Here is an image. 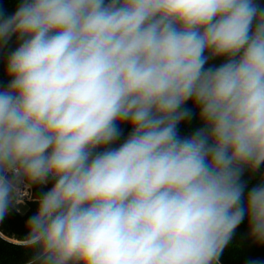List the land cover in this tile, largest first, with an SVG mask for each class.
Segmentation results:
<instances>
[{"label": "clouds", "instance_id": "1", "mask_svg": "<svg viewBox=\"0 0 264 264\" xmlns=\"http://www.w3.org/2000/svg\"><path fill=\"white\" fill-rule=\"evenodd\" d=\"M13 37L0 218L18 183L54 182L28 264H219L245 220L264 244V178L242 179L264 166L256 0H21L0 9V49ZM189 101L203 127L182 137Z\"/></svg>", "mask_w": 264, "mask_h": 264}, {"label": "trees", "instance_id": "2", "mask_svg": "<svg viewBox=\"0 0 264 264\" xmlns=\"http://www.w3.org/2000/svg\"><path fill=\"white\" fill-rule=\"evenodd\" d=\"M20 2L21 0H0V9L6 15H11L16 11ZM256 3L264 8V0H256ZM16 46L17 41L13 37L6 46L0 49V86L8 83L5 73L6 60L8 53ZM222 62L223 58L210 59L206 67L218 66ZM186 107L191 109L193 115L190 120H184L178 125V131L182 137L190 136L203 127L199 120V109L191 101L187 103ZM120 128L124 136L120 141H117V145L131 131L127 124H121ZM262 178H264V166H261L260 170L256 172L246 169L242 177L247 185L245 193L258 184ZM53 183L49 180L47 184H30L31 199L26 202V209L23 213L13 207V198L11 199L5 215L0 218V264H28L36 254L35 248L24 246L29 234L26 225L29 218L37 211L39 198L53 186ZM219 264H264V244L255 242L249 236L247 220L236 229L231 241L219 258Z\"/></svg>", "mask_w": 264, "mask_h": 264}, {"label": "built area", "instance_id": "3", "mask_svg": "<svg viewBox=\"0 0 264 264\" xmlns=\"http://www.w3.org/2000/svg\"><path fill=\"white\" fill-rule=\"evenodd\" d=\"M13 200L16 202H27L31 199V185L26 182H20L17 185V191L12 194Z\"/></svg>", "mask_w": 264, "mask_h": 264}, {"label": "rangeland", "instance_id": "4", "mask_svg": "<svg viewBox=\"0 0 264 264\" xmlns=\"http://www.w3.org/2000/svg\"><path fill=\"white\" fill-rule=\"evenodd\" d=\"M13 207L20 213H23L26 209V202H16L13 200Z\"/></svg>", "mask_w": 264, "mask_h": 264}]
</instances>
